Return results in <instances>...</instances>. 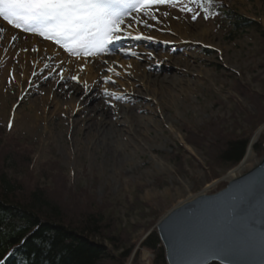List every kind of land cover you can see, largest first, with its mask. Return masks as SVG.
<instances>
[{
  "label": "rangeland",
  "instance_id": "374dc122",
  "mask_svg": "<svg viewBox=\"0 0 264 264\" xmlns=\"http://www.w3.org/2000/svg\"><path fill=\"white\" fill-rule=\"evenodd\" d=\"M228 15L264 31V0L150 4L127 13L103 50L0 16V174L21 186L17 198L39 189L69 216L99 211L120 240L104 243L111 254L129 246L126 264H153L141 244L160 221L223 190L245 160L232 169L219 160L229 140H249L245 173L264 156V40L231 33Z\"/></svg>",
  "mask_w": 264,
  "mask_h": 264
},
{
  "label": "trees",
  "instance_id": "16d2710c",
  "mask_svg": "<svg viewBox=\"0 0 264 264\" xmlns=\"http://www.w3.org/2000/svg\"><path fill=\"white\" fill-rule=\"evenodd\" d=\"M228 21L231 33L255 30L264 40L259 23L239 15H228ZM249 144L242 137L229 140L219 160L228 169L237 167ZM9 161L14 162L12 156L6 158L7 165ZM21 189L11 176L0 174V264H126L133 259L129 246L118 248L119 256L115 257L104 245L106 242L117 246L120 240L111 234L115 230L111 220L99 211L69 216L46 191L35 189L21 201L17 198ZM141 248L154 254L153 264H166L155 231L142 242Z\"/></svg>",
  "mask_w": 264,
  "mask_h": 264
},
{
  "label": "water",
  "instance_id": "95a60500",
  "mask_svg": "<svg viewBox=\"0 0 264 264\" xmlns=\"http://www.w3.org/2000/svg\"><path fill=\"white\" fill-rule=\"evenodd\" d=\"M156 233L166 264H264V156L218 193L172 210Z\"/></svg>",
  "mask_w": 264,
  "mask_h": 264
},
{
  "label": "snow or ice",
  "instance_id": "6c2138e0",
  "mask_svg": "<svg viewBox=\"0 0 264 264\" xmlns=\"http://www.w3.org/2000/svg\"><path fill=\"white\" fill-rule=\"evenodd\" d=\"M112 2L139 11L150 4H171L173 0H0V16L17 28L23 26L25 31L38 32L65 45L74 41L85 50H103L113 38L120 39V25L125 19V13L110 7ZM135 38L151 39L139 35ZM68 50L74 54L78 51L72 47Z\"/></svg>",
  "mask_w": 264,
  "mask_h": 264
},
{
  "label": "bare ground",
  "instance_id": "6f19581e",
  "mask_svg": "<svg viewBox=\"0 0 264 264\" xmlns=\"http://www.w3.org/2000/svg\"><path fill=\"white\" fill-rule=\"evenodd\" d=\"M117 4H120V3H117ZM121 9H124V7L123 8H121ZM131 10H133V9H131V8H125V12H123V13H125V15H127V13H129ZM23 27V26H22ZM31 40L33 41L32 43H36L37 42V40H38V38H34V37H32L31 36ZM206 52V51H205ZM209 52H213L212 50H210ZM187 73V72H186ZM185 73V74H186ZM52 75H51V77L55 74L54 72H52L51 73ZM143 112V111H142ZM144 112H147V110L146 109H144ZM128 115H130V112H128ZM259 135H260V133H257V135L254 137V139L252 140V142H251V145H252V147L256 144V142H257V140H258V138H259ZM251 149L252 148H250L249 150H247V154H246V157H245V160L243 161V163L237 168V169H235L234 171H232V172H230L229 173V175L227 176V181L228 182H230V181H232V180H234V179H236V178H238V177H240V176H242L243 174H245V172L247 171V169H246V163L249 161V159L252 157L251 156Z\"/></svg>",
  "mask_w": 264,
  "mask_h": 264
}]
</instances>
